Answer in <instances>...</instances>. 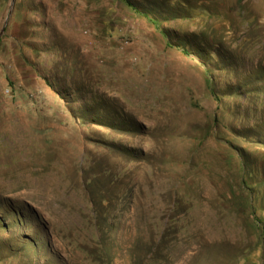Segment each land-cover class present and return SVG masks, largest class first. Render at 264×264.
<instances>
[{"label": "rangeland", "instance_id": "1", "mask_svg": "<svg viewBox=\"0 0 264 264\" xmlns=\"http://www.w3.org/2000/svg\"><path fill=\"white\" fill-rule=\"evenodd\" d=\"M0 264H264V0H0Z\"/></svg>", "mask_w": 264, "mask_h": 264}, {"label": "water", "instance_id": "2", "mask_svg": "<svg viewBox=\"0 0 264 264\" xmlns=\"http://www.w3.org/2000/svg\"><path fill=\"white\" fill-rule=\"evenodd\" d=\"M15 0H13V2H14ZM4 31H5V27L3 28V30L1 31V33H0V36L4 33Z\"/></svg>", "mask_w": 264, "mask_h": 264}]
</instances>
